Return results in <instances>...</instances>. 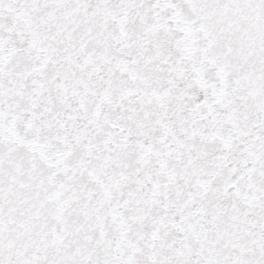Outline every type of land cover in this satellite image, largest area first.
Segmentation results:
<instances>
[{"label": "snow or ice", "instance_id": "1", "mask_svg": "<svg viewBox=\"0 0 264 264\" xmlns=\"http://www.w3.org/2000/svg\"><path fill=\"white\" fill-rule=\"evenodd\" d=\"M0 264H264V0H0Z\"/></svg>", "mask_w": 264, "mask_h": 264}]
</instances>
